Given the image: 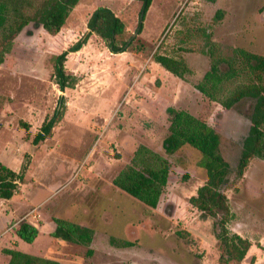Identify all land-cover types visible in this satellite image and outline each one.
<instances>
[{
	"label": "rangeland",
	"instance_id": "374dc122",
	"mask_svg": "<svg viewBox=\"0 0 264 264\" xmlns=\"http://www.w3.org/2000/svg\"><path fill=\"white\" fill-rule=\"evenodd\" d=\"M141 5L78 0L59 35L30 24L16 39L19 51L0 65V162L17 172L28 166L15 195L0 199V264L3 250L18 244V250L62 264H218L213 220L200 218L189 204L206 180L198 166L201 155L189 146L165 153L166 108L211 117L216 104L196 88L210 68L208 39L218 44V56L231 57L234 47L264 56V0H153L132 50L113 54L92 35L79 57L65 63L78 78L76 87L61 92L52 77L53 56L86 32L92 12L112 9L128 37L137 28ZM219 9L223 13L215 18ZM157 53L183 58L192 73L186 80L174 76L153 60ZM251 79L249 74L233 79L226 93ZM61 95L62 120L52 137L34 144ZM252 103L246 99L221 114L218 129L222 155L232 168L223 187L233 213L229 229L252 243L242 264H264V159H252L242 179L235 175ZM141 144L179 170L160 209L113 184ZM182 173L189 179L183 181ZM54 217L92 228L90 246L48 235ZM22 219L44 225L33 243H19L13 233ZM113 239L133 245L121 247Z\"/></svg>",
	"mask_w": 264,
	"mask_h": 264
},
{
	"label": "trees",
	"instance_id": "16d2710c",
	"mask_svg": "<svg viewBox=\"0 0 264 264\" xmlns=\"http://www.w3.org/2000/svg\"><path fill=\"white\" fill-rule=\"evenodd\" d=\"M136 1H140L142 5L137 28L130 36L127 37V28L121 18L109 7L100 6L90 15L86 32L53 56L52 77L61 92L76 87L78 78L66 70L65 63L70 57H79L92 35L99 37L113 54L132 50L153 2ZM77 2L78 0H0V65L6 56L19 51L16 39L30 24L52 36L59 35ZM222 13L223 10H217L215 18ZM217 52L218 44L208 39L210 68L196 85L208 100L216 104L211 117L205 120L187 110L167 107L168 135L164 138L162 147L167 155L175 154L184 146L200 153L198 166L205 170L206 180L198 186L196 194L190 196L189 204L200 213V218L213 220L220 253L218 264H242L252 243L229 229L233 213L223 187L228 182L232 168L221 152L218 123L224 112L238 108L246 99L253 100L248 115L249 130L235 167L236 178L242 179L252 159H264V56L240 47L233 48L231 57L218 56ZM153 60L182 80H186V76L192 73L183 58L157 53L153 55ZM223 64L226 66L225 70L221 68ZM244 74L251 75V81L239 84L226 93L227 83ZM65 109V96L61 95L53 113L44 119L35 135L34 144L52 137L53 128L62 120ZM27 170L26 164L17 172L0 162V199L8 200L15 195L19 184L25 183ZM178 174L179 170L167 157L141 144L131 161L113 179V184L148 207L160 209L168 193V186L176 181ZM182 174L183 181L189 179V173ZM52 221L55 223V229L50 233L53 238L87 247L94 239L95 231L90 227L58 217H54ZM13 233L19 240L33 243L40 231L28 220L22 219L16 224ZM113 241L121 247L133 245L125 240ZM3 253L9 256L8 264H62L59 260L24 253L18 249L6 248Z\"/></svg>",
	"mask_w": 264,
	"mask_h": 264
},
{
	"label": "crops",
	"instance_id": "0c3cea01",
	"mask_svg": "<svg viewBox=\"0 0 264 264\" xmlns=\"http://www.w3.org/2000/svg\"><path fill=\"white\" fill-rule=\"evenodd\" d=\"M30 223H32L33 225H35L38 229H39V231H40V234H39V236L42 234V229H43V227H44V225H41V227H40V225L38 224V223H35V222H33V221H30V220H28ZM54 229H55V223H54V227H53V229L52 230H50V231H48L47 232V234L48 235H50V233L51 232H53L54 231ZM16 239H18L17 237H16ZM19 243H20V241L21 240H17ZM16 243V242H15ZM19 245V244H18ZM17 245V246H18ZM17 246H15L14 248H11V249H17L18 247ZM21 251V250H20ZM22 252H24V253H28V252H25V251H22ZM28 254H32V255H36V256H39V255H37V254H34V253H28ZM52 259H55V258H52ZM60 261V260H59ZM8 262H9V256L8 255H4V258H3V264H8ZM61 262V261H60Z\"/></svg>",
	"mask_w": 264,
	"mask_h": 264
}]
</instances>
